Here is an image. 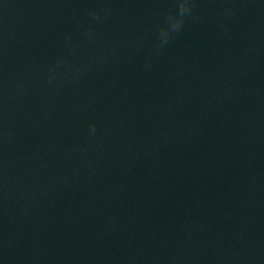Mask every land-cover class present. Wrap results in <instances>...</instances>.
<instances>
[{
  "label": "clouds",
  "instance_id": "9594fccd",
  "mask_svg": "<svg viewBox=\"0 0 264 264\" xmlns=\"http://www.w3.org/2000/svg\"><path fill=\"white\" fill-rule=\"evenodd\" d=\"M194 0H177V10L175 13H169L165 26L159 29L158 48L168 43L171 35L181 29L186 16L192 12ZM91 15H97L96 12H90ZM94 130V126H93Z\"/></svg>",
  "mask_w": 264,
  "mask_h": 264
}]
</instances>
